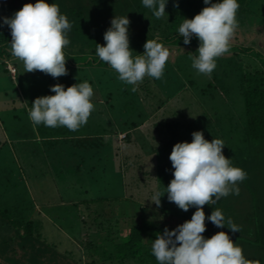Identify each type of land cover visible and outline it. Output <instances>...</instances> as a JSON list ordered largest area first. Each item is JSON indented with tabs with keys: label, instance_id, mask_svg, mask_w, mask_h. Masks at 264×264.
<instances>
[{
	"label": "rangeland",
	"instance_id": "rangeland-1",
	"mask_svg": "<svg viewBox=\"0 0 264 264\" xmlns=\"http://www.w3.org/2000/svg\"><path fill=\"white\" fill-rule=\"evenodd\" d=\"M245 1V10L241 13V17L245 18L246 24L245 26L238 24L231 45L254 49L264 57V0ZM15 12L5 13L11 17ZM2 14L1 10L0 17ZM167 48L171 55L162 78L155 80L146 76L135 86V91L133 85L120 81L118 77H112L103 68L83 65L77 71L76 66L70 69L67 57L68 74L58 78H53L50 74L39 70L25 72L23 62L13 56L0 61V140L4 141L5 131L14 137L17 130H25L23 125L25 116L22 119L18 110L27 106L25 103H32L37 97L54 95L50 91V86L57 83L67 88L75 83L88 81L93 89L98 90L94 91V110L87 123L76 131L63 126L47 127L40 124L30 127L33 136H44L41 133L54 136L53 132L56 130L55 135L74 136L89 127L91 121H95L93 127L91 126L94 131L98 127L99 120L103 124L107 119H111L110 125L103 126L106 131L101 133L108 143L103 146L102 155L99 154L100 158L81 163L80 156L76 158L74 155L73 161L65 166L66 170L56 168L54 172L49 171L43 147L39 149L33 146L20 147L14 142L11 151L14 150L17 160H21V167L20 164L13 162L12 156L6 157L5 147L0 148L3 150L0 153V172L2 171L0 177L3 182L19 185L20 181L14 180L20 175L17 165L29 178L24 177L28 192L22 191L24 194H19L13 190L12 192L17 193L15 196L5 195L3 200H6L10 207L18 209L14 201H21L24 206L23 211L9 210L6 217L18 225L30 220L34 243L37 244V252L31 253V260L25 256V252H21L23 250H19L14 256L10 253L12 249L9 248V256L15 258L7 264H38V255L45 253L53 258L50 264H90L92 259L110 257L108 253L111 251L106 255L103 252L104 248L107 249L106 240L103 241L106 237L103 239L104 234H97L102 231L101 228L112 227L114 233H117L119 229L126 230L130 226L140 224L144 215L150 220H164L161 214L166 210L172 211V214H184L181 212L185 211L174 202L168 201L166 193L161 197L159 208L146 199L151 198L153 188L159 194H164L165 187L170 183L166 182V179L173 177L174 172L169 159L171 151L178 142H191L192 133L195 131H203L205 139L210 142L214 137L222 139L225 143L223 153L227 158H232L233 164L234 161L238 163L239 160L244 159V167L247 168L249 164L254 163L250 161L252 147L243 144L239 133L241 126L239 127L238 120L241 116L238 114L243 107V101L239 91L238 53H226L218 57L216 69L211 76H208L198 73L192 66V57L196 55L198 47L170 49L167 46ZM248 60L251 61V65L260 66L254 60ZM10 68L16 70V78L12 77L14 75ZM127 88L128 93L124 94ZM204 90L207 92H203ZM108 92H112V97L109 99L105 97ZM97 109H103V115L99 112L93 114ZM14 110L17 114L12 115ZM213 110L217 116L220 114L219 116L227 118L229 122L232 117L237 121L227 123L228 125L223 122L221 126L220 118L211 117ZM132 123H137L136 132L130 133L128 140L121 144L120 141L124 137L121 133L127 131L129 124ZM9 124L14 126L11 127ZM116 126L119 130H114ZM219 127H222L223 134L219 131ZM22 132L26 134L27 130ZM92 143L89 145L92 146ZM35 150L36 152L33 153ZM59 156L61 154L56 158ZM149 157L151 159L146 163ZM78 164H80L79 172L76 170ZM164 164L168 169L162 172L159 169V171L158 167ZM93 166L95 168L91 171ZM156 178L159 180L165 178V182ZM242 183L238 182V195L230 194L222 197L216 204L226 221L231 220L240 228L244 226L247 229L250 225L242 222L243 213L250 212L252 207L248 205L249 190L241 186ZM3 191L0 186V192ZM117 198H121V201L116 202ZM254 201L257 202L256 199ZM62 202L66 203L65 208L60 207L63 205ZM34 204L40 206L42 210L40 213L37 210H29ZM27 211H30L29 215L25 213ZM52 214L58 218L53 217ZM227 227L230 225L227 226L226 223L223 228L229 230ZM88 241L93 243L90 248ZM17 245L18 243L14 244L16 248ZM245 253V257L254 256V259H262L264 263V251L246 250Z\"/></svg>",
	"mask_w": 264,
	"mask_h": 264
},
{
	"label": "clouds",
	"instance_id": "clouds-1",
	"mask_svg": "<svg viewBox=\"0 0 264 264\" xmlns=\"http://www.w3.org/2000/svg\"><path fill=\"white\" fill-rule=\"evenodd\" d=\"M168 2L142 0L157 19L167 14ZM203 2L207 6L194 18H184L178 34L183 37L185 45L191 43L193 36L198 39L199 47L192 57V66L198 73L211 76L217 67V58L231 48L238 27L240 3L239 0ZM3 24L11 29L10 51L23 62L25 72L39 70L53 78L68 74L64 50L70 44L68 33L72 25L57 3L50 4L47 0L27 3L11 17H4ZM129 28L127 15L115 16L104 33L106 43L97 44L96 55L115 70L120 81L133 85L135 91V86L146 76L156 80L162 78L171 53L157 36L147 39L144 52L134 56ZM50 91L54 95L37 97L31 103L29 118L34 125L63 126L76 131L87 123L95 107L94 89L88 81L67 88L57 83L50 86ZM192 137L191 142L176 143L171 151L169 159L174 178L165 187L164 194L153 188L151 198L146 200L159 208L161 197L166 193L168 201L174 202L181 210L186 212L195 207L196 211L190 220L176 228L169 230L165 227L163 233H157L156 239L151 240L152 255L158 264H261L259 260L246 258L242 247L224 231L211 238L202 235L206 231L203 206L215 205L230 194L238 195V182L247 178V172L224 155L222 139L214 137L210 142L205 139L203 131L193 132ZM207 220L217 227H225L227 223L232 233L240 232L238 225L226 221L219 208H215Z\"/></svg>",
	"mask_w": 264,
	"mask_h": 264
},
{
	"label": "trees",
	"instance_id": "trees-1",
	"mask_svg": "<svg viewBox=\"0 0 264 264\" xmlns=\"http://www.w3.org/2000/svg\"><path fill=\"white\" fill-rule=\"evenodd\" d=\"M35 2L36 0H0V8L5 10L6 13L12 14V12L21 9L25 4H34ZM47 2L50 4L53 2L57 3L61 12L67 15L72 25L68 33L70 44L64 50L65 56L70 62L68 67L73 69V66H76L75 70L77 71L83 65L97 66L103 68L114 78L118 77V74L107 63L100 60L96 55V48L97 44L104 45L106 43L104 41V33L111 26V20L115 16L127 15L130 20V47L136 52L133 53L135 56L144 52L143 46L147 39H154L157 36L170 49L173 47L184 49L199 47V41L195 36H193L190 44L185 45L183 37L178 34V29L184 18H194L196 14L207 6L204 5L203 0H169L166 5L167 14L157 19L153 15L152 10L142 4V0H47ZM213 2H216V0ZM245 2V0H239L240 8L237 13L238 24L243 26H245L246 20L241 17V13L245 10ZM5 12L0 17L2 18L0 21V61L13 56L10 51L11 29L3 24V18L9 17ZM236 52L238 53L237 56L240 57L239 91L243 101V107L238 114L241 116L240 120H238L239 127L241 126L239 133L243 140L242 142H244L243 144L252 147L250 152L252 160L250 161L254 163L252 165L249 164L247 168L244 167V159L239 160V164L234 161V164L247 172V178L241 186L249 190L248 205L252 207V210L248 213L244 211L242 222L244 224L248 223L250 227L246 229L242 226V228L239 227L240 232L232 233L230 229L215 226L207 220V216L211 215L212 211L215 208H219V206L217 204H206L203 206L206 214V231L202 235L205 238H211L217 232L224 231L230 235L234 243L242 247L243 253L246 255V250L252 252L257 250L264 251V57L254 49L231 45L228 53L236 54ZM248 59L254 60L260 66L251 65V61ZM94 91L98 90L95 88ZM203 92L206 93L207 90ZM127 93L128 88L124 90V94ZM105 97H108V99L112 97V92L106 93ZM209 108L211 109V107ZM219 115L217 116L214 111L211 117L220 118L222 120L219 122L221 126L223 122L227 124L237 121L232 117L229 122L227 118ZM220 124L218 125L220 126ZM137 128V123L129 124L128 130L121 133L124 135L122 141H120L121 144L124 141L126 142L130 133L136 132L135 129ZM231 128H233L232 125ZM116 129L119 130L117 126L114 130ZM219 131L222 133V127H219ZM150 142L152 143L153 140ZM159 169L162 172L168 167L164 164L162 167H158ZM158 178L156 179L159 180ZM173 178L166 179V182L169 183ZM159 181L165 182V178H161ZM254 199L257 200L256 203ZM119 201H121V198H117L116 202ZM195 211V207L190 211L188 210V213L181 212L184 214L178 212V214H172V211L166 210L162 212L164 215L161 214L164 220H150L144 215L140 224L134 225V227L130 226L126 230L119 229L117 233H114L112 227L101 228L102 231L97 234H104L103 239L106 237L103 241L106 240L107 249L104 248L103 252L106 255V253L111 251L108 253L110 257L92 259L90 264H158V261L151 253V240L156 239L157 233H163L165 227L171 230L186 220H190ZM161 215L159 214V216ZM6 216H8L6 213H0V264L12 262L15 257H10V253L16 256L19 250H23L21 252H25V256L31 260V253L37 252L31 221L27 220L24 224L18 225L14 221L8 220ZM52 216L58 218L54 214ZM80 242H82V239ZM17 243L18 247L16 248L14 244ZM87 243L90 245L88 246L87 244L88 248L92 247L91 244L93 243L91 241ZM9 248L12 249L10 253ZM38 258V264H50L52 263L51 260H53L47 253L38 255ZM246 258L252 261L259 260L261 264H264L262 259H254V256L248 255Z\"/></svg>",
	"mask_w": 264,
	"mask_h": 264
},
{
	"label": "crops",
	"instance_id": "crops-1",
	"mask_svg": "<svg viewBox=\"0 0 264 264\" xmlns=\"http://www.w3.org/2000/svg\"><path fill=\"white\" fill-rule=\"evenodd\" d=\"M2 10V8H0V11ZM2 12L4 13L5 10H2ZM13 78H16V75L12 76ZM27 106H24V108L19 109L18 114L22 116H25V119L23 121V125L25 126V130H27V133H23L22 131L17 130V134L12 138L9 134L8 131L6 132V136L4 135V141L0 140V148L1 147H5L4 153L6 154V157H10L12 156L13 158V162L16 164H20L21 160H17L16 156H15V151H11V146L12 148L14 147V142L17 143V145H19L20 147L25 146V147H29V146H33L37 149H39V147H43L45 149V160L46 163L48 164V168L49 171H55L56 168L58 170H66L65 166L69 165L70 162L73 161V156L76 155V158L78 156H80L79 161H82L81 163H85L87 160L90 159H98L100 158L99 154L102 155L101 151L103 150V146H105V144L107 145L108 141H105V137L103 138L104 135H101V133L105 132L104 131V125H110L109 123L111 122V119H107V121L103 124H101V120L98 121V127L100 125V127L96 130L93 131V124H95V121H91L87 128L84 129V131H81V133L76 134L74 136H64V135H55L57 133H55L54 136L52 135H46L45 133H41L44 134V136H33L30 133V127L33 128V122L30 120L29 118V111L31 109V102L30 104L25 103ZM103 109H97L95 112H93V114H96V112H99L100 115H103ZM17 114L16 110H14V113L12 115ZM16 118V116H14ZM1 120V119H0ZM19 121H21V119L19 118ZM4 125V124H3ZM11 127H13V124H9ZM35 126V125H34ZM92 126V127H91ZM30 134V135H29ZM110 134V133H109ZM109 136V135H107ZM106 136V137H107ZM67 141V142H63V141ZM100 141H103L100 142ZM92 143V146L89 145ZM105 142V143H104ZM85 144V147H84ZM3 150L0 149V153H2ZM36 150L33 152L35 153ZM61 154V156H59L58 158H56L57 155ZM82 157V158H81ZM12 162V161H11ZM1 163V162H0ZM80 163V162H78ZM80 163V164H81ZM61 164V165H60ZM80 164H78V166H76V170L77 172H79L80 170ZM1 165V164H0ZM17 165V169H19V173L20 175L17 176V178H15L14 180L19 182V185H17L16 183H12L8 184V182L5 184L2 180V177H0V186H2L3 188V192H0V213L4 212V213H8L9 210H11L12 212H18L19 210L23 211L24 206L22 205L21 201L17 202L14 201L15 203H17V210L10 207V205L7 203V201L3 200L5 195L8 194V196H15V194L19 193V194H24L22 191H27V184L26 182H24V179H29L25 176L24 172L22 171L21 168H19ZM21 167V164H20ZM53 167V168H52ZM94 166L91 168V171L94 170ZM2 172V171H1ZM0 172V173H1ZM23 176V178H21V176ZM1 176V175H0ZM25 177V178H24ZM53 179V178H52ZM13 190L17 191L16 192H12ZM28 192V191H27ZM61 206L66 205V203L62 202ZM36 208V209H34ZM29 210H37L38 213H40L42 210L40 208V206L38 204H34L32 209ZM25 211V210H24ZM25 213H30V211H27ZM24 215V214H23ZM22 217V215H21ZM49 218V217H48ZM50 219V218H49Z\"/></svg>",
	"mask_w": 264,
	"mask_h": 264
},
{
	"label": "built area",
	"instance_id": "built-area-1",
	"mask_svg": "<svg viewBox=\"0 0 264 264\" xmlns=\"http://www.w3.org/2000/svg\"><path fill=\"white\" fill-rule=\"evenodd\" d=\"M10 71H11L12 75H15V69L14 68H10Z\"/></svg>",
	"mask_w": 264,
	"mask_h": 264
}]
</instances>
